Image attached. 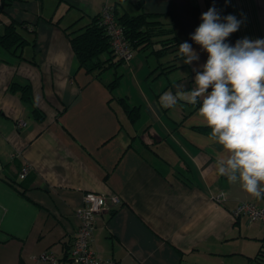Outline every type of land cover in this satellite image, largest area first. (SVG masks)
I'll return each instance as SVG.
<instances>
[{
	"label": "crops",
	"instance_id": "obj_1",
	"mask_svg": "<svg viewBox=\"0 0 264 264\" xmlns=\"http://www.w3.org/2000/svg\"><path fill=\"white\" fill-rule=\"evenodd\" d=\"M127 1L136 0H15L0 14V33L13 20L34 41L21 48L22 57L0 47V264H72L76 212L89 191L119 198L117 205L107 201L92 233L90 246L102 258L119 264H264V223L232 215L239 202L264 204V198L217 174L224 151L193 128L206 125L199 101L180 123L193 105L160 104L165 92L195 87L208 56L190 38L201 15L214 4L221 17L243 19L226 40L231 46L245 37L264 39V0H143L142 9L170 20L199 61L160 73L159 61H170L173 53L158 60L149 49L134 50L131 60L98 76L85 71L64 28L86 24L104 3L127 10ZM13 82L30 83L32 103L11 90ZM119 98L139 108L135 122ZM25 163L31 170L21 180ZM41 253L56 261L39 260Z\"/></svg>",
	"mask_w": 264,
	"mask_h": 264
},
{
	"label": "clouds",
	"instance_id": "obj_2",
	"mask_svg": "<svg viewBox=\"0 0 264 264\" xmlns=\"http://www.w3.org/2000/svg\"><path fill=\"white\" fill-rule=\"evenodd\" d=\"M201 20L190 38L208 56L196 72L195 87L165 92L160 104L171 109L181 100L199 101L198 115L211 130L209 139L224 151L216 161L217 174L252 197L264 198V39L226 43L243 19L221 17L214 4ZM178 55L188 65L200 59L188 42L179 45Z\"/></svg>",
	"mask_w": 264,
	"mask_h": 264
},
{
	"label": "trees",
	"instance_id": "obj_3",
	"mask_svg": "<svg viewBox=\"0 0 264 264\" xmlns=\"http://www.w3.org/2000/svg\"><path fill=\"white\" fill-rule=\"evenodd\" d=\"M15 0H0V14L5 8L11 6ZM143 0H136L132 2L133 8L136 10L134 14L127 10L119 12L114 4L113 12L117 22L122 26L126 39L129 41L133 50L144 51L150 50L155 57L160 60L167 53H173V58L170 61H159L158 68L160 73H167L179 67L184 63H179L181 57L178 55L179 45L183 42L179 41L170 20L164 21L162 14L148 13L142 9ZM22 24L16 21H9L3 25V31L0 33V47L3 49L22 57L20 50L26 44L34 41H29L22 31L20 26ZM72 25L64 28L67 33L70 46L79 62V66L85 71L93 73L98 76L105 69L120 64L121 59H116L115 54L110 48L108 36L105 34L103 26L100 24V15L91 16L89 22L86 24L73 28ZM69 29V30H68ZM35 62L33 58L29 60ZM118 76H116L110 83L109 87L114 88L117 85ZM12 91H19L22 100L32 103V87L29 82L24 84L11 83ZM118 102L121 104L130 122H135L139 117V108L130 107L124 98H119ZM191 105V104H190ZM196 105L182 115V119L177 122L180 123L195 109ZM33 111L38 117L42 116L36 107ZM195 130L210 136V128L207 125L193 126Z\"/></svg>",
	"mask_w": 264,
	"mask_h": 264
},
{
	"label": "built area",
	"instance_id": "obj_4",
	"mask_svg": "<svg viewBox=\"0 0 264 264\" xmlns=\"http://www.w3.org/2000/svg\"><path fill=\"white\" fill-rule=\"evenodd\" d=\"M99 15L100 24L108 36L110 48L115 56L125 62L131 60L134 50L126 39L122 26L114 16L112 5L104 3ZM16 125L20 126L21 122L18 121ZM30 170L29 164L25 163L21 165L17 174L18 178L24 179ZM221 196H214V199L219 201ZM107 201L111 205H117L119 198L116 195L107 197L105 194L92 191L84 193L83 204L76 212L79 223L69 249V257L72 264H119L117 259L100 257L90 246L96 220L98 215L106 209L108 205ZM232 215L234 218L245 215L250 221L259 220L264 223V204H257L254 201H241L232 210ZM38 259L42 261H56V258L49 253H41Z\"/></svg>",
	"mask_w": 264,
	"mask_h": 264
},
{
	"label": "rangeland",
	"instance_id": "obj_5",
	"mask_svg": "<svg viewBox=\"0 0 264 264\" xmlns=\"http://www.w3.org/2000/svg\"><path fill=\"white\" fill-rule=\"evenodd\" d=\"M125 6H126L127 10L129 11V13H131V14H134L135 13L136 10L133 8L131 2H128L127 1L125 3Z\"/></svg>",
	"mask_w": 264,
	"mask_h": 264
}]
</instances>
